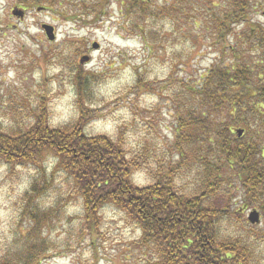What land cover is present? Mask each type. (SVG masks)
<instances>
[{"label": "rangeland", "instance_id": "1", "mask_svg": "<svg viewBox=\"0 0 264 264\" xmlns=\"http://www.w3.org/2000/svg\"><path fill=\"white\" fill-rule=\"evenodd\" d=\"M105 1L103 13L92 23L93 18L87 12L82 16L83 7L74 2L68 9L84 21H67L46 9L24 11L15 7L14 0H0V104L4 107L0 109V129L11 128L16 121H30L39 107L46 111L52 127L75 126L87 119L83 130L87 137L119 140L126 156L137 161L132 176L137 186L167 175L188 193L195 186L193 168L173 169L178 159L172 148L175 122L170 95L179 94V80L196 81L218 60L220 46L213 43L208 9L220 17L231 0H187L180 18L164 16L163 0H144L151 9L137 14L131 28L121 8L128 0ZM169 2V8L178 4ZM239 2L248 5L249 20L264 26V0ZM55 5L64 11L61 3ZM43 25L53 28V41L46 38ZM240 27L230 25L229 30H234L225 33L228 46L235 45ZM93 44H98L96 50ZM82 57L89 60L80 63ZM74 67L93 76L87 79V94L82 91L81 97L73 83ZM55 161L50 156L45 161L49 185L37 205L50 214L60 208L61 215L52 216L49 224L46 217L37 236L41 231L40 237H47L50 246L58 249L41 264H136L140 253L132 247L140 231L133 221L108 205L100 212L95 229L89 230L81 200L73 185L67 186L62 173L54 169ZM168 168L172 170L169 175ZM34 171L32 165L14 170L0 165V253L31 228L23 196ZM57 201L62 206L55 208ZM237 203L238 198L229 203L231 210H236ZM215 204L227 211L223 195ZM253 211H245L239 224L235 219L224 222L222 233L235 237L256 232L247 225ZM251 239L258 260L264 262V237Z\"/></svg>", "mask_w": 264, "mask_h": 264}, {"label": "trees", "instance_id": "2", "mask_svg": "<svg viewBox=\"0 0 264 264\" xmlns=\"http://www.w3.org/2000/svg\"><path fill=\"white\" fill-rule=\"evenodd\" d=\"M57 2L64 11L57 8ZM73 2L83 7L82 16L87 12L93 18L92 23L106 3L14 0L15 7L24 11L46 9L67 21H84L68 9ZM163 2L165 17L184 15L187 0H175L178 4L172 8L169 0ZM228 5L220 17L208 9L213 43L220 46L218 60L196 81L179 80V94L170 95L175 122L172 148L178 159L173 169L192 167L196 187L185 193L167 175L137 186L132 179L137 161L126 156L119 140L87 137L83 130L88 120L84 118L75 126L52 127L40 105L43 111L37 108L30 121H16L11 128L0 129V165L9 170L32 165L36 172L23 196L31 228L0 253V264H41L50 252H57L58 247L50 246L47 237H40L41 231L37 236L46 217L49 224L52 216L61 215L60 208L50 214L37 205L49 185L45 166L49 156L56 160L53 167L62 173L63 182L73 185L89 230L95 229L100 212L108 205L133 221L140 231L132 247L140 253L136 264H264L251 239L264 237V26L247 18V4L231 0ZM121 8L130 28L135 27L137 14L151 9L144 0H128ZM155 15L152 12L151 17ZM231 24L234 29L241 26L234 46L225 40V33L234 30H229ZM74 69L73 83L81 97L82 91L87 94V79L93 76ZM0 109H4L1 104ZM167 172L169 175L171 168ZM220 195L227 202V211L215 204ZM236 198L237 208L231 210L229 203ZM248 210L261 216L256 225L247 220L256 232L244 237L222 233L224 222L235 219L239 224Z\"/></svg>", "mask_w": 264, "mask_h": 264}, {"label": "water", "instance_id": "3", "mask_svg": "<svg viewBox=\"0 0 264 264\" xmlns=\"http://www.w3.org/2000/svg\"><path fill=\"white\" fill-rule=\"evenodd\" d=\"M14 15L16 16H22L21 13H14ZM43 28V31L46 35V38L49 40V41H53L55 39L54 37V34H53V28L51 26H47V25H43L42 26ZM98 47V44H93L92 45V48L94 50H96ZM89 58L88 57H82L81 60H80V63H83V62H86L88 61ZM238 136H241L242 132L241 131H238ZM248 222L251 224V225H256L259 223V214L256 212V211H253L251 212L249 215H248Z\"/></svg>", "mask_w": 264, "mask_h": 264}]
</instances>
